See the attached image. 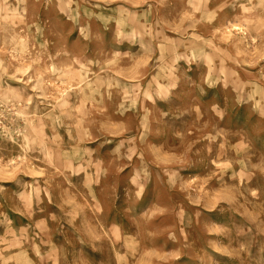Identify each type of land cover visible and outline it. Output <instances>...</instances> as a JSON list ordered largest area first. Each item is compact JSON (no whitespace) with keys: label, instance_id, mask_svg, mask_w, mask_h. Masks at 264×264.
Wrapping results in <instances>:
<instances>
[{"label":"rangeland","instance_id":"374dc122","mask_svg":"<svg viewBox=\"0 0 264 264\" xmlns=\"http://www.w3.org/2000/svg\"><path fill=\"white\" fill-rule=\"evenodd\" d=\"M0 264H264V0H0Z\"/></svg>","mask_w":264,"mask_h":264}]
</instances>
